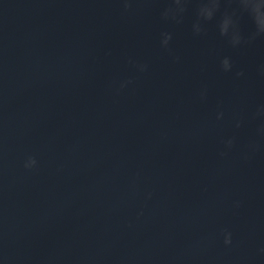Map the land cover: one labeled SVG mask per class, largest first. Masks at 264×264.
I'll list each match as a JSON object with an SVG mask.
<instances>
[{"label":"water","instance_id":"obj_1","mask_svg":"<svg viewBox=\"0 0 264 264\" xmlns=\"http://www.w3.org/2000/svg\"><path fill=\"white\" fill-rule=\"evenodd\" d=\"M0 264H264V0H0Z\"/></svg>","mask_w":264,"mask_h":264}]
</instances>
